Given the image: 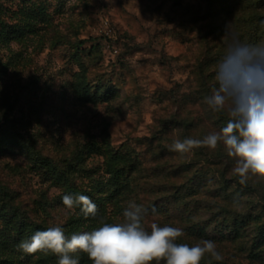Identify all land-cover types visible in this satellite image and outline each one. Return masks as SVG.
<instances>
[{"label":"rangeland","instance_id":"374dc122","mask_svg":"<svg viewBox=\"0 0 264 264\" xmlns=\"http://www.w3.org/2000/svg\"><path fill=\"white\" fill-rule=\"evenodd\" d=\"M247 3L0 0V264H58L50 252L18 249L27 230L61 226L70 238L121 221L129 201L146 209V230L178 227V243L214 241L217 262L264 264V236L254 241L264 226V179L248 180L252 260L245 239L224 240L215 219L210 238L187 227L242 209L223 199L239 188L234 160L222 144L172 150L177 139H202L226 124L204 97L231 34L264 44V23H253ZM116 166L126 170L118 187ZM78 194L97 206L96 217L64 206V195ZM72 255L92 264L85 253Z\"/></svg>","mask_w":264,"mask_h":264},{"label":"clouds","instance_id":"9594fccd","mask_svg":"<svg viewBox=\"0 0 264 264\" xmlns=\"http://www.w3.org/2000/svg\"><path fill=\"white\" fill-rule=\"evenodd\" d=\"M215 80L204 103L213 113L226 114V124L202 139H177L172 150H215L222 144L234 160L232 173L240 184L251 177L264 179V44L245 43L231 34L216 66ZM63 204L68 209L81 206L85 217L97 212V206L85 195H64ZM145 211L142 205L129 201L119 222H104L70 238L61 226L49 227L21 241L18 249L29 255L50 252L58 257V264H80L79 257L72 255L77 252L85 253L92 264H200L206 254L222 259L212 240L178 243L183 236L178 227L152 223L150 231L146 230Z\"/></svg>","mask_w":264,"mask_h":264},{"label":"trees","instance_id":"16d2710c","mask_svg":"<svg viewBox=\"0 0 264 264\" xmlns=\"http://www.w3.org/2000/svg\"><path fill=\"white\" fill-rule=\"evenodd\" d=\"M240 1V0H239ZM244 1V0H241ZM247 5L253 7V23H264V14H261V12L264 9V0H247ZM256 40L253 41V45H256ZM106 95V94H105ZM97 98H101V94L97 92L95 95ZM224 121L227 122V118H224ZM125 166H116V168L112 171L111 180L113 184L118 187L122 184L121 181V175H124L125 172ZM222 176L226 177V170L222 171ZM223 189L228 188L227 181H224ZM237 189H233L234 191L229 193L225 192V195H223V199H227L230 206H233L235 203H239L242 205V209H236L235 212L228 211L229 207H226L224 209V212H215L212 217H210L208 220H204L206 222H199L191 219V222L188 224V229L192 231L193 235L196 236H203L210 238L211 234L206 232V228L208 226V222L215 219L216 221V227L217 232L221 238L224 240H242L245 239L246 241V247L245 250L247 252V256L250 257L253 260V201L249 200V196L253 193V184H251L249 181L246 184H240L237 178ZM252 191V193H250ZM182 199V196H177V201L180 202ZM250 201V202H249ZM244 202H246L247 206H244ZM248 204H252V207H248ZM231 209V208H229ZM98 211L96 212V215ZM90 216L91 218L96 217ZM191 216V214H189ZM44 228L35 227V229H29L26 231V233L29 235V238H31L32 235H34L37 231H43ZM264 236V226L261 229V235H257L255 237V243L259 244L261 238ZM244 242V241H243ZM208 262V263H207ZM217 264V263H223L228 264L226 261L217 262V260H212L211 258H203L200 262V264Z\"/></svg>","mask_w":264,"mask_h":264}]
</instances>
